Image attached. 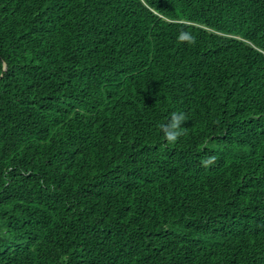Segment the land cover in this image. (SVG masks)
<instances>
[{"label": "trees", "instance_id": "16d2710c", "mask_svg": "<svg viewBox=\"0 0 264 264\" xmlns=\"http://www.w3.org/2000/svg\"><path fill=\"white\" fill-rule=\"evenodd\" d=\"M0 264H264V0H0Z\"/></svg>", "mask_w": 264, "mask_h": 264}, {"label": "clouds", "instance_id": "9594fccd", "mask_svg": "<svg viewBox=\"0 0 264 264\" xmlns=\"http://www.w3.org/2000/svg\"><path fill=\"white\" fill-rule=\"evenodd\" d=\"M176 39L181 43L195 44L196 37L185 30H180ZM186 120V114L183 112H173L167 123L161 124L160 128L163 132V137L167 143L173 144L183 135V124ZM215 158L209 157L208 160L203 161L204 165L207 166L213 162Z\"/></svg>", "mask_w": 264, "mask_h": 264}]
</instances>
